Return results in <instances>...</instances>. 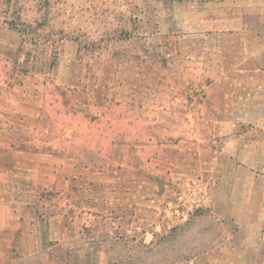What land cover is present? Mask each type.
<instances>
[{
    "label": "rangeland",
    "instance_id": "1",
    "mask_svg": "<svg viewBox=\"0 0 264 264\" xmlns=\"http://www.w3.org/2000/svg\"><path fill=\"white\" fill-rule=\"evenodd\" d=\"M189 1L198 0H0V126H16L22 140L23 132L31 141L38 138L37 121L8 122V82L15 87L16 98L26 95L30 100L23 111L32 114L37 85L49 83L60 67V91L49 89L47 95L59 94L64 128L69 106L77 113L70 123L71 128L77 123L74 138L61 137L62 156H75L79 177L88 172L91 177L113 178V185L126 192L118 196L125 200L123 206L114 208L118 227H128L133 220L147 224L158 219L174 225L183 219L179 224H186L166 239L160 234L151 250L118 247L119 264L124 257L136 259V264H189V258L223 242L224 223L214 219L211 202L201 196V188L212 181L207 170L212 153H197L191 134L201 132L203 143H212L208 132L213 122L206 118L212 102L203 106L205 119L195 120L185 119L186 106L180 99L186 94V72L192 81L196 56L203 49L197 40H181L179 29L172 26L174 16L187 14ZM196 105L190 101L188 110ZM238 127L260 130L252 122ZM150 132L158 133L152 138ZM180 132L191 133L187 139ZM156 158L178 164L170 175L163 163L155 177L149 161ZM237 173L239 178L249 177ZM173 178L177 184L165 187ZM154 184L168 197L161 202L164 208L171 201L167 213L152 215L155 211L144 192ZM133 189L144 196L137 212L140 221L133 217L136 209L130 204Z\"/></svg>",
    "mask_w": 264,
    "mask_h": 264
},
{
    "label": "crops",
    "instance_id": "2",
    "mask_svg": "<svg viewBox=\"0 0 264 264\" xmlns=\"http://www.w3.org/2000/svg\"><path fill=\"white\" fill-rule=\"evenodd\" d=\"M186 7L187 14L174 16L172 26L179 29L181 40H197L203 49L196 56L192 81L186 72V94L180 99L186 106L185 119L195 120L205 119L203 106L212 102L211 116L206 117L213 122L208 132L212 143L204 144L201 132L180 134L187 139L192 134L197 153H212L207 167L212 181L201 188V196L211 202L214 219L224 223L223 242L189 258L188 263L264 264V0H198ZM60 69L49 83L37 85L36 108L30 109V116L23 111L28 110L30 100L26 95L16 98L15 87L8 82V122L30 119L39 124L38 138L33 141L28 132H23L22 140V132L19 135L10 123L0 126V264L117 263L118 247L151 250L160 234L166 239L186 225L179 224L183 219L174 225L156 219L147 224L133 220L128 227H118L114 208L123 206L125 200L118 196L126 192L113 185V178L91 177L88 172L79 177L75 156H62L61 137L74 138L77 123L75 128L70 123L77 113L69 106L64 128L59 94L47 95L49 89L60 91ZM190 101L197 104L192 111L187 106ZM242 122H252L260 130H239ZM157 133L150 135L154 138ZM46 134L52 141L44 139ZM153 160L149 163H154V176L163 163L170 175L178 164ZM237 170L249 177L239 178ZM172 184H177L174 178L165 187ZM129 196L138 221L144 196L155 211L152 215L167 213L170 208L166 206H171L168 201L164 208L161 202L168 197L160 194L156 184L144 196L134 189ZM122 259L121 263L137 262L131 257Z\"/></svg>",
    "mask_w": 264,
    "mask_h": 264
},
{
    "label": "trees",
    "instance_id": "3",
    "mask_svg": "<svg viewBox=\"0 0 264 264\" xmlns=\"http://www.w3.org/2000/svg\"><path fill=\"white\" fill-rule=\"evenodd\" d=\"M146 249H148V248H146ZM110 264H119V263H113V262H112V263H110Z\"/></svg>",
    "mask_w": 264,
    "mask_h": 264
}]
</instances>
